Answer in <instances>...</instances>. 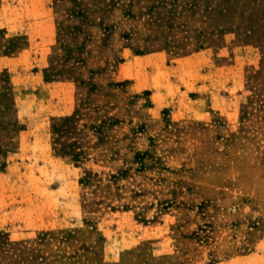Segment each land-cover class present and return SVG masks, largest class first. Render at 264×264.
Masks as SVG:
<instances>
[{
  "label": "rangeland",
  "instance_id": "obj_1",
  "mask_svg": "<svg viewBox=\"0 0 264 264\" xmlns=\"http://www.w3.org/2000/svg\"><path fill=\"white\" fill-rule=\"evenodd\" d=\"M0 264H264V0H0Z\"/></svg>",
  "mask_w": 264,
  "mask_h": 264
}]
</instances>
